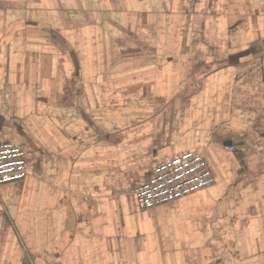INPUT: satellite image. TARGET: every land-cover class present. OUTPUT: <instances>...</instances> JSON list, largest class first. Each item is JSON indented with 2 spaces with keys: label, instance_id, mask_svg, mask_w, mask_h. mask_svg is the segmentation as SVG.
Returning a JSON list of instances; mask_svg holds the SVG:
<instances>
[{
  "label": "crops",
  "instance_id": "obj_1",
  "mask_svg": "<svg viewBox=\"0 0 264 264\" xmlns=\"http://www.w3.org/2000/svg\"><path fill=\"white\" fill-rule=\"evenodd\" d=\"M0 144V264H264V0H0ZM186 151L214 184L141 209Z\"/></svg>",
  "mask_w": 264,
  "mask_h": 264
},
{
  "label": "built area",
  "instance_id": "obj_2",
  "mask_svg": "<svg viewBox=\"0 0 264 264\" xmlns=\"http://www.w3.org/2000/svg\"><path fill=\"white\" fill-rule=\"evenodd\" d=\"M229 151L233 152L234 148ZM26 175L23 151L10 144H0V185L21 181ZM214 182L204 157L186 151L153 166L148 180L135 186L133 195L141 209L150 210L205 190Z\"/></svg>",
  "mask_w": 264,
  "mask_h": 264
}]
</instances>
